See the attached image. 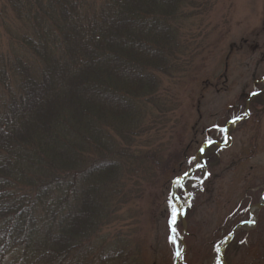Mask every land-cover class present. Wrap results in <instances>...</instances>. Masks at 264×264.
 <instances>
[{
	"label": "trees",
	"instance_id": "obj_1",
	"mask_svg": "<svg viewBox=\"0 0 264 264\" xmlns=\"http://www.w3.org/2000/svg\"><path fill=\"white\" fill-rule=\"evenodd\" d=\"M216 2L0 0V264H174L173 227L152 261L136 205L161 185L175 200L187 174L182 264L216 263L227 241L228 260L251 234L248 249L261 248L264 207L254 231L230 235L264 195L251 174L262 168L264 78L204 127L202 155L160 142L179 103L170 83L191 60L187 27ZM202 194L221 221L199 244Z\"/></svg>",
	"mask_w": 264,
	"mask_h": 264
},
{
	"label": "rangeland",
	"instance_id": "obj_2",
	"mask_svg": "<svg viewBox=\"0 0 264 264\" xmlns=\"http://www.w3.org/2000/svg\"><path fill=\"white\" fill-rule=\"evenodd\" d=\"M193 24L187 27L191 60L186 64L182 78L179 77L170 83L172 91L180 95L179 103L175 104V112L170 114L166 126L160 125V129L166 132L165 138L160 137V142H171L179 149L191 142V155L199 156L203 154V148L200 151L199 149L206 138L204 127L216 123L215 116L225 106L233 102L238 95L252 93L257 82L264 78V0H217L210 13ZM231 144V140L227 141L224 148H229ZM261 161V170L255 168L251 172L257 182L264 181V153L261 155ZM187 179L178 178L175 181V200L172 201L171 195L163 191L161 185L154 192L146 194L136 205V220L142 227V232H138L139 238L142 239L152 261L167 249L168 225L175 229H172L177 246L174 264L185 246L183 239L187 225L184 224V234H181L178 231V223L180 220L184 222L186 202L191 200V196L184 190ZM200 203L194 219L205 239H198L199 244L207 241L209 237L212 238L213 230L221 221L218 208L213 207V201L209 200L208 196L205 198L202 194ZM174 210L177 213L175 223L172 222ZM221 213L223 214V211ZM256 224L244 228L254 231ZM255 238V235H247L245 241L234 246L228 254L229 262L224 257L226 246L223 252L224 263L219 256L222 247L216 245L214 264L264 263V255L263 261L256 258L259 252L264 253V236L259 250L248 249ZM183 259L184 255L178 264H182Z\"/></svg>",
	"mask_w": 264,
	"mask_h": 264
},
{
	"label": "water",
	"instance_id": "obj_3",
	"mask_svg": "<svg viewBox=\"0 0 264 264\" xmlns=\"http://www.w3.org/2000/svg\"><path fill=\"white\" fill-rule=\"evenodd\" d=\"M256 95H257V94H253L252 97H254V96H256ZM226 139H227V140L229 139L228 131H227V133H226ZM209 145H210V144L206 145V147L203 148L202 153L205 151V149H206L207 147H209ZM187 177H188V174L185 175L182 179H186ZM263 207H264V196H263V198H262L260 204H258L257 206H255V207L252 209V211H251V220H250L248 223H246V224H242V225L238 226V227L232 232V234L230 235V238H233L235 232H236L239 228H241V227H250V226L252 227V226H254V225L256 224V217H255L254 213H255V211H257V210H259V209H261V208H263ZM227 244H228V243H226V244L220 249V251H219V256H220V259H221L222 262L224 261V260H223V252H224V249H225V247L227 246ZM184 252H185V246L183 247L182 252H181L180 256L178 257V259H177V261H176V264L179 263V260H180V258L184 255ZM223 263H224V262H223Z\"/></svg>",
	"mask_w": 264,
	"mask_h": 264
},
{
	"label": "snow or ice",
	"instance_id": "obj_4",
	"mask_svg": "<svg viewBox=\"0 0 264 264\" xmlns=\"http://www.w3.org/2000/svg\"><path fill=\"white\" fill-rule=\"evenodd\" d=\"M176 215H177V213H176V211L174 210L173 211V223H175V217H176ZM173 231H175V229H173ZM173 242H175L174 240H173ZM177 255H179V253H177Z\"/></svg>",
	"mask_w": 264,
	"mask_h": 264
}]
</instances>
